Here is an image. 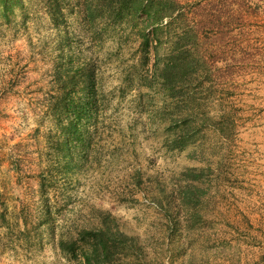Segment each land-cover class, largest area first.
Instances as JSON below:
<instances>
[{"label":"rangeland","instance_id":"obj_1","mask_svg":"<svg viewBox=\"0 0 264 264\" xmlns=\"http://www.w3.org/2000/svg\"><path fill=\"white\" fill-rule=\"evenodd\" d=\"M263 248L264 0H0V264Z\"/></svg>","mask_w":264,"mask_h":264},{"label":"trees","instance_id":"obj_2","mask_svg":"<svg viewBox=\"0 0 264 264\" xmlns=\"http://www.w3.org/2000/svg\"><path fill=\"white\" fill-rule=\"evenodd\" d=\"M186 56L182 57L181 53H176L174 55H171L169 58L168 63L165 65L164 67V75L165 77H169V76H177L179 74L178 69L180 68V66L183 64V60L186 61V58H184ZM183 58V59H182ZM195 56H192L191 58H189V60H191V62L193 63L194 60H196ZM200 60V59H199ZM188 229L190 231H196V232H200V233H207V234H217L220 232H237L239 234H243L246 232L245 228H242V226L239 225H234V224H230L227 225L225 227L219 226L217 224H207V225H203V224H193L191 226H188ZM209 241V240H207ZM224 243V242H222ZM227 246V242L222 244V247ZM104 250V253H107V249L104 247L102 248ZM264 249V248H263ZM255 264H264V251L263 254H261L260 258L258 259V261L255 262Z\"/></svg>","mask_w":264,"mask_h":264}]
</instances>
